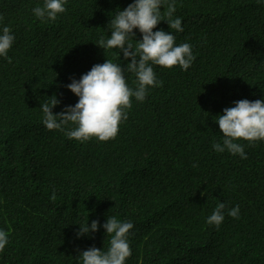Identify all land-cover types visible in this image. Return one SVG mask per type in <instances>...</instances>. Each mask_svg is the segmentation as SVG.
<instances>
[{
	"label": "trees",
	"instance_id": "obj_1",
	"mask_svg": "<svg viewBox=\"0 0 264 264\" xmlns=\"http://www.w3.org/2000/svg\"><path fill=\"white\" fill-rule=\"evenodd\" d=\"M133 2L67 0L52 21L33 12L45 0H0V35L7 26L15 38L0 56V264H82L83 251L110 247L102 225L113 216L134 225L125 264H264V140L235 141L246 159L213 148L224 139L217 115L264 99V0H165L153 31L191 45V66L153 64L162 85L131 98L112 141L69 139L74 124L43 127L48 97L58 114L78 102L73 79L105 59L131 62L97 45ZM168 3L183 32L169 29ZM125 79L135 90V74ZM221 202L216 228L207 219ZM237 205L238 219L227 214ZM86 221L98 230L78 238Z\"/></svg>",
	"mask_w": 264,
	"mask_h": 264
},
{
	"label": "clouds",
	"instance_id": "obj_2",
	"mask_svg": "<svg viewBox=\"0 0 264 264\" xmlns=\"http://www.w3.org/2000/svg\"><path fill=\"white\" fill-rule=\"evenodd\" d=\"M66 2L67 0H45L43 7L33 9L34 15L41 20L47 18L55 21L58 14L65 12ZM164 3L165 0H134L122 11L119 10L111 21L110 38L106 41L101 38L97 46L103 50L116 49L117 55L122 52L124 59H130L131 62L122 68L120 64L105 59L103 64L93 65L79 81L73 79L66 87L79 98L78 102L74 106L65 107L58 114L57 109H52L60 101L55 94L48 97L49 99L40 106L44 115L42 125L46 130H64V126L74 124L76 125L74 129L66 131L69 139L84 142L95 137L99 141H112L118 134L121 120L127 119L125 110L131 108V98L135 97L137 101L142 102L149 87L162 85V81L156 79L153 64L164 68L179 65L183 70L191 66L195 59L191 45L184 43L176 46V37L171 31H153L162 21L161 8ZM175 11V4L168 3L166 22L169 29L183 32L181 18H173ZM133 29H138L142 35V40L137 41L138 46L135 49L132 43H129L130 40H135ZM2 32L0 56L7 57L15 38L7 26L3 27ZM126 71L136 76L138 84L135 90L126 83ZM234 104V107L225 108L222 115L216 116L218 117L216 123L224 139L223 145L216 143L213 148L218 152L227 149L233 155L239 154L242 159H246L243 146L235 141L251 143L264 140V99L255 101L245 99L235 101ZM225 208V203H218L208 217L207 223L219 227L224 220ZM227 214L238 219L239 206L231 208ZM102 227L105 229V235L111 236L108 250L105 252L91 247L77 257L82 259V264H125L126 259L132 254L128 235L134 225L113 216L107 217ZM97 230V221H92L90 227L86 221L85 224L79 225L77 237ZM7 243L8 234L0 230V252Z\"/></svg>",
	"mask_w": 264,
	"mask_h": 264
},
{
	"label": "bare ground",
	"instance_id": "obj_3",
	"mask_svg": "<svg viewBox=\"0 0 264 264\" xmlns=\"http://www.w3.org/2000/svg\"><path fill=\"white\" fill-rule=\"evenodd\" d=\"M215 228V227H214ZM217 228V227H216ZM213 229V228H212ZM247 234V233H246ZM248 235V234H247Z\"/></svg>",
	"mask_w": 264,
	"mask_h": 264
}]
</instances>
